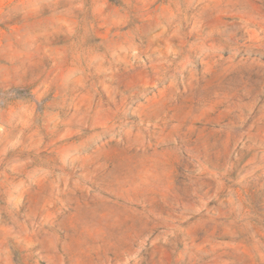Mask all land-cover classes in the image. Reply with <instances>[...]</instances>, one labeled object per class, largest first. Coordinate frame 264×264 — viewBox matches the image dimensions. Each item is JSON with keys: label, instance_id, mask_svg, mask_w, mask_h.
Returning a JSON list of instances; mask_svg holds the SVG:
<instances>
[{"label": "rangeland", "instance_id": "rangeland-1", "mask_svg": "<svg viewBox=\"0 0 264 264\" xmlns=\"http://www.w3.org/2000/svg\"><path fill=\"white\" fill-rule=\"evenodd\" d=\"M0 264H264V0H0Z\"/></svg>", "mask_w": 264, "mask_h": 264}]
</instances>
